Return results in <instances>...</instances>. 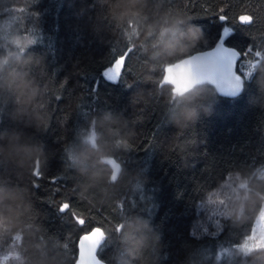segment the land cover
<instances>
[{
	"label": "trees",
	"instance_id": "16d2710c",
	"mask_svg": "<svg viewBox=\"0 0 264 264\" xmlns=\"http://www.w3.org/2000/svg\"><path fill=\"white\" fill-rule=\"evenodd\" d=\"M117 2L0 0V264H75L95 226L108 264H264L240 248L264 206V0ZM221 39L238 93L166 79Z\"/></svg>",
	"mask_w": 264,
	"mask_h": 264
},
{
	"label": "water",
	"instance_id": "95a60500",
	"mask_svg": "<svg viewBox=\"0 0 264 264\" xmlns=\"http://www.w3.org/2000/svg\"><path fill=\"white\" fill-rule=\"evenodd\" d=\"M222 46L226 48L223 52L219 51ZM232 53L234 55L226 59V56ZM238 55L236 48L221 39L209 48L195 51L179 59L172 64V70L178 82V90L187 89L197 83L210 82L217 87L220 93L235 95L241 87L240 78L232 69V65L238 60ZM90 139L92 140V137ZM106 161L113 167L111 180H116L120 172V163L115 158H107ZM38 171L39 166L37 165L35 173ZM74 216L79 225L84 224V217L77 214ZM103 239L104 232L98 226L80 235L78 257L75 264H108L98 256Z\"/></svg>",
	"mask_w": 264,
	"mask_h": 264
},
{
	"label": "clouds",
	"instance_id": "9594fccd",
	"mask_svg": "<svg viewBox=\"0 0 264 264\" xmlns=\"http://www.w3.org/2000/svg\"><path fill=\"white\" fill-rule=\"evenodd\" d=\"M143 4H144V0H118L115 6L118 8H122L123 9L122 15H126L130 10L136 9L138 5H143ZM200 32L201 30L198 28L190 29L186 39L190 41H196L200 37ZM169 33L174 34V29H162L157 43L164 44L165 47L169 49H177L180 44L179 40H176V41H166L165 40V36L168 35ZM125 59H127V57H125ZM3 63H6V60H3V58H0V66H2ZM16 87L19 90L20 95H24V90L27 87H29V85L21 79V83L16 85ZM40 122L41 123L43 122L42 119ZM38 127H39V124H38ZM9 196H10L9 193H6L3 190H0V200L8 198ZM7 221H8V217L4 214L2 210H0V227H6ZM134 249H135V243H134L133 250Z\"/></svg>",
	"mask_w": 264,
	"mask_h": 264
},
{
	"label": "rangeland",
	"instance_id": "374dc122",
	"mask_svg": "<svg viewBox=\"0 0 264 264\" xmlns=\"http://www.w3.org/2000/svg\"><path fill=\"white\" fill-rule=\"evenodd\" d=\"M122 61L119 60L113 67L108 69V76L115 78L119 72ZM166 79L174 82L178 86L172 65L167 68ZM264 246V206L258 215L252 234L240 245L243 250H251L256 247Z\"/></svg>",
	"mask_w": 264,
	"mask_h": 264
},
{
	"label": "snow or ice",
	"instance_id": "6c2138e0",
	"mask_svg": "<svg viewBox=\"0 0 264 264\" xmlns=\"http://www.w3.org/2000/svg\"><path fill=\"white\" fill-rule=\"evenodd\" d=\"M219 18H220V17H219ZM238 19H239V18H238ZM228 20H229V17H228L227 15L224 14V20H223V21H228ZM223 31H224V34H225V35L228 34V31H227L226 28H225ZM225 49H226V48L222 46V48H221L219 51L223 52ZM121 55H122V54H121ZM231 55H234V53H232V54H228V56H226V59H228V57H230ZM244 55H245V53H241V54H240V59H238V60L236 61V63L232 65V69H233V71H234L235 73H237L238 75H241V76L243 75V73H242V71H241V69H242L241 65H242V60H243ZM115 59H116V58H115ZM115 59H114V60H115ZM229 62H230V61H229ZM238 62H239V63H238ZM105 75H108V74L105 73ZM232 94H235V93H232ZM70 209H71V205H70V204H67V205L64 206V210H65V211H68V210H70ZM86 232H87V231H86Z\"/></svg>",
	"mask_w": 264,
	"mask_h": 264
}]
</instances>
